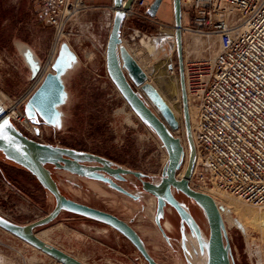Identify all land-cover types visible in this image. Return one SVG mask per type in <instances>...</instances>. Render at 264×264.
I'll list each match as a JSON object with an SVG mask.
<instances>
[{
	"label": "rangeland",
	"instance_id": "374dc122",
	"mask_svg": "<svg viewBox=\"0 0 264 264\" xmlns=\"http://www.w3.org/2000/svg\"><path fill=\"white\" fill-rule=\"evenodd\" d=\"M91 10L95 20L100 19L105 25L109 23L110 18L107 20L105 11ZM96 25L99 41L89 35L88 11L83 12L75 21L69 39L65 41L74 57L67 71L61 74L67 84L64 104L58 106L59 113L54 124L44 123L41 138H32L100 154L114 165L143 171L146 180L158 182L163 178L168 163L167 149L160 136L138 117L109 77L105 50L110 26ZM158 30L160 35L165 32L163 29ZM173 34L165 33V37L158 40L156 34L145 32V35L137 36L135 42L129 44L130 50L133 49L138 56L139 63L156 81L163 79L159 77L163 72H156L158 66L166 58L171 59L172 38L176 48L175 34L174 37L170 36ZM53 35L54 28L43 21L34 0H0V97L6 105L11 98L24 93L33 83V69L22 47L27 45L31 48L41 69L55 53ZM60 51L61 47L57 50L56 59ZM87 51L95 52L92 59L87 57ZM172 60L177 63L176 72L179 73L177 49H174ZM160 90L162 88L158 90L161 93ZM163 94L170 98V92ZM164 95L162 97L167 103ZM170 100L174 101L173 98ZM84 163L98 165L88 160ZM46 166L54 180H57L61 192L68 198L116 213L120 218L130 221L157 262L207 263V252L199 245L189 224L180 218L171 204H165L162 212L158 213L157 198L143 190L140 181L133 175L128 176L130 180L125 185L141 195L142 199L138 201L109 189L100 180L80 176L50 163ZM0 189L9 195L8 201L0 196V206L14 215V222L29 224L37 220V216L51 212L56 205L55 196L35 176L22 166L12 163L1 151ZM174 190L207 240L210 232L204 209L187 194ZM219 190L237 199L231 193ZM251 207L259 210L260 216L263 213L264 217V207L253 204ZM245 221H248V233L243 225L227 217L225 241L231 245L232 264H264V225L252 223L250 219ZM44 230L43 237L51 245L74 255L85 264H149L130 240L102 221L86 215L63 210L56 219L36 227L34 231L42 233ZM0 256L6 259L7 264H59L47 253L37 250L2 227Z\"/></svg>",
	"mask_w": 264,
	"mask_h": 264
},
{
	"label": "built area",
	"instance_id": "2783aa9c",
	"mask_svg": "<svg viewBox=\"0 0 264 264\" xmlns=\"http://www.w3.org/2000/svg\"><path fill=\"white\" fill-rule=\"evenodd\" d=\"M34 1L46 23L54 28L55 53L69 39L80 15L96 7L87 0ZM125 2L121 7L125 11L122 36L128 48L137 36L145 35L132 25L133 18L175 31V23L148 13V0H133L128 9ZM181 4L184 77L196 147L189 184L197 191L221 189L264 207V0H181ZM109 8L111 29L117 8L114 2ZM173 53L170 57L176 72ZM51 59L42 66H49L43 76L38 79L40 69L32 85L11 98L3 110L30 137L41 138L44 123H34L26 106L46 74L54 71L53 64L49 65ZM179 105L181 132L175 136L187 140L184 105ZM6 193L0 189V196L8 201ZM0 213L13 221L14 215L2 205ZM47 214L37 216V220Z\"/></svg>",
	"mask_w": 264,
	"mask_h": 264
},
{
	"label": "water",
	"instance_id": "95a60500",
	"mask_svg": "<svg viewBox=\"0 0 264 264\" xmlns=\"http://www.w3.org/2000/svg\"><path fill=\"white\" fill-rule=\"evenodd\" d=\"M133 0H126L124 7L126 9ZM163 0H153L150 3L148 13L156 16L161 8ZM123 0H114L117 8L113 18V25L109 32V40L106 46V66L109 77L114 82L118 91L122 94L129 106L135 113L144 120L155 132L160 136L164 147L168 152V163L163 172V178L158 182L146 180V174L143 171H137L121 166H111L109 160L100 154H94L89 151L77 150L74 148L61 147L44 141H39L25 135L13 122H11L8 114L0 110V124L8 121L11 128L7 130L8 140H0V151L5 156L20 166L30 170L41 185H43L51 194L55 196L56 205L54 209L45 215L42 219L29 222V224H21L14 222L0 213V220L7 223H0L6 231L14 236L20 237L28 244L33 245L40 251H43L53 257L59 264H85L74 255L66 251L56 248L55 246L43 241L37 237L35 228L50 223L63 211H73L83 216L92 217L98 221H104L113 229L115 228L123 234L144 256L149 264H161L157 262L146 248L144 241L136 229L126 220L120 218L116 214L109 211L83 204L64 195L59 187L57 180H54L52 173L46 164H53L59 168L76 173L80 176H86L96 180H104L111 184L119 191L129 194L134 198L138 196L123 188L111 178L106 177L99 172V162L105 164L109 172H115L119 178L123 179L121 173H131L138 177L144 186V189L157 198L159 211H162L165 204H171L178 212L180 218L187 222L191 231L195 233L199 245L207 252V264H232L231 245L227 244L225 238L227 236L226 225L221 217L220 209L215 199L209 194L194 190L189 184V178L195 165L196 149L192 144V133L190 121L188 119L189 107L187 105V91L184 90V62H183V6L181 0H173L174 20L176 25V38L178 48L179 74L182 82L184 119L186 133H188L190 157L189 165L184 171V178H179V173L183 170L186 163L185 158L187 149L184 145L183 138L179 135L181 132V119L171 105L166 103L161 93L157 90L153 82L146 74L143 66L136 61L131 50L126 46L122 36V21L125 11L122 7ZM120 13V18H117ZM38 67V65H37ZM33 69V68H32ZM40 67L33 69V78L39 72ZM61 71L55 69L49 72L43 79L39 87L31 94L27 109L32 115V121L40 124V122L54 124V119L59 113L58 106L64 101L65 85L61 80ZM139 86L143 92L139 91ZM149 99V102L148 100ZM39 132V130H38ZM85 160L92 161L98 165L83 164ZM187 194L197 204H200L205 211L209 222V238L204 239L200 227L185 207L181 204L175 190Z\"/></svg>",
	"mask_w": 264,
	"mask_h": 264
},
{
	"label": "bare ground",
	"instance_id": "6f19581e",
	"mask_svg": "<svg viewBox=\"0 0 264 264\" xmlns=\"http://www.w3.org/2000/svg\"><path fill=\"white\" fill-rule=\"evenodd\" d=\"M165 32L168 33V34H173V32H174L175 41H176V48L174 47V40L172 38V41L170 43L171 44L170 49H171V51L174 50V49L178 50V48H177V38H176V29H175V31H167V30H165ZM174 34H173V36H174ZM194 36H195L196 39L199 38L198 35H194ZM59 47L60 46H58L57 50L59 49ZM128 49L130 50V48H128ZM162 49H165V48L163 47ZM57 50H56V53H57ZM54 51H55V48L53 49V52ZM22 52L25 53V56H26V58L28 60V63L30 65V67H32L33 69H37L38 68L37 67L38 58H37L36 54L32 52L31 48L29 46H27V45H24V47H22ZM60 52H61V54H60V56L57 59H56V53L53 54L52 59L50 61L51 63L49 65L51 66L53 64L54 70L55 69H59L61 71V73L64 74L67 71V68L69 67V65L71 64L72 59L74 57V54H73V52H71V50L69 48V45L67 43H63V45L61 46V51ZM131 52H132L134 58L136 59V61L139 62L138 56L133 51V49L131 50ZM94 54H95L94 51H89V52L87 51V57H89L90 59L93 58ZM48 67L49 66H46L45 68H41V70L39 69L40 72L37 75L38 79L43 76V73L45 72V70ZM158 68L159 69L156 70L157 74L163 72L159 76V77H162L163 79L159 80V81H156L155 79H153L154 78L153 76L150 77L148 75V73L146 72V70L145 69L144 70H145L146 74L148 75V77L150 78L151 82H153V84L155 85V87L158 90L160 88H162V91L164 93L170 92V98L174 99L173 102H171L170 98L166 97L163 94V92L160 90L161 91V95L162 96L164 95L165 99L167 100V103L169 105H171L173 107V109L176 111V113L179 115V113H178V111L180 109V105L179 104L181 103L183 105V91H182V82H181L180 74L173 71V63L171 62V59L169 57L166 58V60L163 61V64L161 66H158ZM139 89L143 92V89H142L141 86H139ZM184 90L186 91V86L185 85H184ZM7 108H8L7 105L2 101V99L0 97V110H4L5 111V109H7ZM182 114H183V119H184V110H183ZM188 119L190 121V127H191V133H192V125H191V119H190L189 111H188ZM192 144L195 147L194 134L193 133H192ZM184 145H185V147L187 149V154H186V158H185L186 163L184 165L183 170L179 173L180 174L179 176L184 174V171L186 170V168L188 167L189 162H190L189 161V157H190V147H189V145H190V143H189L188 134H187V140H184ZM195 149H196V147H195ZM167 157H168V154H167ZM195 159H196V156H195ZM203 192L209 194L211 197H213L215 199V202L219 206L220 214H221V217H223V220H224L225 224H226L227 217H228V218H230L232 220V222L240 224V225H243V228L245 229V231H247V233H248V230L246 229L247 228V223L246 222H248V221H245V220L250 219V221L252 223H255V224L257 223L258 225H264V217H262L263 213L260 216V214L258 212L259 210L257 211L256 208L254 210L251 207V204H248V203L243 202V201H238L237 200L238 198L236 199L233 196H229L228 194H224L219 189L214 188V187H212V189H210L208 191H203ZM232 212H234L235 215H233ZM234 216H236L237 218L234 217ZM45 231L46 230H44L42 233L38 232V233H36V235H37V237H39L43 241H46L47 243H50L45 237H43ZM41 252H43V251H41ZM206 257H207V255H206ZM80 261H82V260H80ZM0 264H7L6 259L4 257H2V256H0ZM9 264H11V263H9Z\"/></svg>",
	"mask_w": 264,
	"mask_h": 264
},
{
	"label": "crops",
	"instance_id": "0c3cea01",
	"mask_svg": "<svg viewBox=\"0 0 264 264\" xmlns=\"http://www.w3.org/2000/svg\"><path fill=\"white\" fill-rule=\"evenodd\" d=\"M87 1L90 4L96 6V7H93V9L105 11V15H106L107 20L111 17V10H110L109 6H110V4H112L114 2V0H87ZM148 1L152 2L153 0H148ZM169 2H170V4H169ZM91 11L92 10H88L89 35L91 38L99 41L100 37H99V34L97 33L98 25H96V23L101 24L100 27L104 26L105 24L100 22V19L95 20V17H94L95 14L94 15L91 14ZM39 13H40V11H39ZM156 17L161 21H168V22L175 23L173 0H172V4H171V0H163V2L161 4V8L159 9ZM43 21L46 23L44 18H43ZM131 21H132V25L135 28L138 27V28H141L142 30H144L146 33L156 34L157 37L159 38L158 40H162V38L165 37L164 33H163V35H160L158 28H155L153 26H150L149 24L143 23L142 21L138 20V18H133ZM105 26H108V23ZM61 80H63L62 76H61ZM63 82L65 85V89H67L66 81L63 80ZM63 104H64V101L62 104H60L59 107H61Z\"/></svg>",
	"mask_w": 264,
	"mask_h": 264
},
{
	"label": "flooded vegetation",
	"instance_id": "af4514ba",
	"mask_svg": "<svg viewBox=\"0 0 264 264\" xmlns=\"http://www.w3.org/2000/svg\"><path fill=\"white\" fill-rule=\"evenodd\" d=\"M102 156V155H101ZM107 159V158H106ZM85 162V161H84ZM83 162V164H85ZM92 162V161H91ZM95 163V162H94ZM97 164V163H96ZM98 164H99V172L100 173H102L103 175H105L106 177H108V178H111L112 180H114L116 183H118L119 185H121L123 188H125L126 190H128V191H131V192H133V193H135L137 196H138V198H134V197H132L131 195H129V194H125V193H123V192H121V191H119L118 189H116L114 186L112 187L111 186V184L109 183V182H107V181H104V180H102V179H100V182H102V183H104L109 189H111V190H115L116 192H119V193H122L123 195H125V196H128V197H130L131 199H133V200H135V201H138V200H141L142 199V197H141V195L140 194H138L137 192H135L133 189H130L128 186H126L125 185V182H127V181H129L130 180V177H128L129 175H133V174H131V173H127V174H124V173H121L122 174V176H123V179L122 178H119V176H118V174L117 173H115V172H109L107 169H106V167H105V164H103L102 162H99L98 161ZM109 164L111 165V166H114V167H117V165H114V164H112L111 163V161L109 160ZM134 176V175H133ZM135 177V176H134ZM139 181H140V179L138 178V177H136ZM140 185H141V187L143 188V190H145L144 189V186H143V184H142V181H140ZM146 191V190H145ZM148 192V191H147ZM150 193V192H149ZM159 207V206H158ZM158 207H157V209H158ZM104 210V209H103ZM162 211H159V209H158V213H161ZM112 214H116V213H112ZM117 215V214H116ZM118 216V215H117ZM160 220V219H159ZM127 222H129L130 223V221H127ZM103 224H105V225H108L107 223H105L104 221H103ZM109 226V225H108ZM111 227V226H110ZM115 229V228H114ZM116 230V229H115ZM119 232V231H118ZM120 233V232H119ZM121 234V233H120ZM123 235V234H122ZM124 236V235H123ZM125 237V236H124Z\"/></svg>",
	"mask_w": 264,
	"mask_h": 264
},
{
	"label": "snow or ice",
	"instance_id": "6c2138e0",
	"mask_svg": "<svg viewBox=\"0 0 264 264\" xmlns=\"http://www.w3.org/2000/svg\"><path fill=\"white\" fill-rule=\"evenodd\" d=\"M117 18H120V13H117ZM58 126V125H57ZM11 128V125L8 121H4L0 124V140H8L7 130ZM0 223H7L6 221L0 220Z\"/></svg>",
	"mask_w": 264,
	"mask_h": 264
},
{
	"label": "trees",
	"instance_id": "16d2710c",
	"mask_svg": "<svg viewBox=\"0 0 264 264\" xmlns=\"http://www.w3.org/2000/svg\"><path fill=\"white\" fill-rule=\"evenodd\" d=\"M8 159V158H7ZM9 160V159H8ZM12 162V161H11ZM14 162V161H13ZM12 162V163H13ZM15 163V162H14ZM15 164H17V163H15ZM17 165H19V164H17ZM20 166V165H19ZM23 167V166H22ZM24 169H26L25 167H23ZM26 170H28V169H26ZM31 174H32V172L30 171V170H28ZM33 176H34V174H32Z\"/></svg>",
	"mask_w": 264,
	"mask_h": 264
}]
</instances>
